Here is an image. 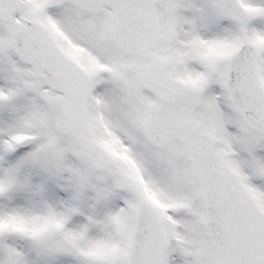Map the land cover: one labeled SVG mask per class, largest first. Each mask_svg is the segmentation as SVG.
I'll return each instance as SVG.
<instances>
[{"label": "snow or ice", "instance_id": "snow-or-ice-1", "mask_svg": "<svg viewBox=\"0 0 264 264\" xmlns=\"http://www.w3.org/2000/svg\"><path fill=\"white\" fill-rule=\"evenodd\" d=\"M0 264H264V0H0Z\"/></svg>", "mask_w": 264, "mask_h": 264}]
</instances>
